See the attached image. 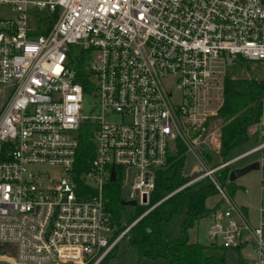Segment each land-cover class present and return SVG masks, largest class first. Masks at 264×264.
Masks as SVG:
<instances>
[{
  "label": "built area",
  "instance_id": "2783aa9c",
  "mask_svg": "<svg viewBox=\"0 0 264 264\" xmlns=\"http://www.w3.org/2000/svg\"><path fill=\"white\" fill-rule=\"evenodd\" d=\"M2 7L0 264H103L130 228L121 230L108 206L111 183L121 192L130 185L123 200L148 206L144 216L158 204V172L180 145L203 171L180 189L204 178L217 189L213 244L264 264V156L257 224L215 173L264 151V141L216 169L201 152L224 102L227 66L264 61V0H0ZM87 93L92 114L83 112ZM261 121L264 136V114ZM86 124L93 151L78 171ZM211 140L220 149L219 131Z\"/></svg>",
  "mask_w": 264,
  "mask_h": 264
},
{
  "label": "trees",
  "instance_id": "16d2710c",
  "mask_svg": "<svg viewBox=\"0 0 264 264\" xmlns=\"http://www.w3.org/2000/svg\"><path fill=\"white\" fill-rule=\"evenodd\" d=\"M82 67L86 69L87 63L82 62ZM260 69L262 79L238 78L233 77L232 73L225 77L224 102L217 115L220 118L218 121L221 133L220 149L215 152L205 145L201 147L204 159L210 164L216 165L231 159V151L249 139L250 128L261 120L264 114V65H261ZM87 80H83L85 87L88 86ZM92 138L93 131L89 124L84 125L77 152L78 171L86 167L92 156ZM186 158V149L180 145L176 154L170 156L168 166L158 172L153 192V203L158 204L144 216L142 215L147 207L123 205L121 187L118 182L111 183L107 194L108 206L114 212L121 230L130 227L126 241L137 249L140 259L145 257L159 259L161 264H230L228 256L232 252L237 254L239 264H248L241 250L190 241L188 229L197 221L210 217L219 205L209 206L207 203L210 197L218 193L208 179L180 189L195 177L185 173ZM217 158L221 161L218 162ZM230 171V167L224 168L217 176L234 196L239 186L229 180ZM175 214L185 215L183 236L168 241L163 236V225ZM116 252L117 248L110 256H115ZM106 261L103 264H106Z\"/></svg>",
  "mask_w": 264,
  "mask_h": 264
},
{
  "label": "rangeland",
  "instance_id": "374dc122",
  "mask_svg": "<svg viewBox=\"0 0 264 264\" xmlns=\"http://www.w3.org/2000/svg\"><path fill=\"white\" fill-rule=\"evenodd\" d=\"M9 9L6 7L0 8V13H6ZM261 65L260 62H254L249 61L246 59H242L240 61H237L234 64H230L227 66V71L229 74H233V77L238 78H258L262 79L263 74L261 72ZM7 96L4 97L3 94L0 93V112L3 108V106L6 104ZM95 99L93 96L89 93L85 95L84 99V109L83 112L85 114H92L96 112V109L94 108ZM221 103V99L213 103L212 108H216ZM263 107H264V99H263ZM220 118L218 116L212 118L211 123L208 126L207 131L205 132L203 136L204 142L203 145L211 148L213 151H218L219 148H216L214 144L212 143V137L216 135V131L220 132V128L218 127V121ZM262 130V121L260 120L258 123L254 124L250 128V135L249 139L235 147L231 153L230 156L235 157L243 152H246L260 143L264 141V136L261 133ZM215 132V135H213ZM213 133V134H212ZM212 134L213 136H211ZM263 156L264 151H257L249 156L243 158L242 160L234 163L230 169L238 168L241 166L248 165L253 162H259V168L253 169L246 174L242 175L238 179H236L234 182L239 186L236 194L234 195L236 202L239 205L245 206L248 210L249 217L252 220L254 224L258 223V208L262 204V165H263ZM217 161L220 162V158H217ZM227 161V160H226ZM207 162V166L212 169H216L220 167V165L225 162L221 161L220 163L213 165L210 164V162ZM201 163L198 157L193 152H188L187 158H186V164H185V173L194 175L195 177L199 176L203 171L201 170ZM227 168V167H226ZM44 170L51 172L53 175L59 176L60 169L54 168L50 166L43 167ZM224 168H220L216 170V175L221 172ZM194 177V178H195ZM207 179V178H204ZM203 180V179H201ZM200 181V180H199ZM197 183V181L195 182ZM194 184V183H193ZM130 191V185H125L122 188V196L128 197ZM209 206H214L215 204H220L218 195H214L210 197L207 201ZM146 207V206H144ZM149 209L147 206L146 211ZM145 211V212H146ZM144 212V213H145ZM143 213V214H144ZM185 219L184 214H175L171 220L167 221L163 225V236L166 240H175L177 238H180L183 236V222ZM210 226H211V220L209 217L203 218L199 221H197L192 227L188 229V237L190 241L193 242H201L206 244H213L214 241L211 238L210 235ZM9 250L10 249H7ZM0 252H3V250H0ZM249 259H251V255L248 256ZM106 264H161V260H154L151 258H142L140 259L138 256L137 249L135 247H132L128 244L125 239L119 244L117 247L116 255L111 257L109 256L108 259H106ZM228 261L230 264H239L238 263V256L235 252H232L228 256ZM248 262V260H247Z\"/></svg>",
  "mask_w": 264,
  "mask_h": 264
},
{
  "label": "water",
  "instance_id": "95a60500",
  "mask_svg": "<svg viewBox=\"0 0 264 264\" xmlns=\"http://www.w3.org/2000/svg\"><path fill=\"white\" fill-rule=\"evenodd\" d=\"M259 162H253V163H250L248 165H245V166H241V167H238V168H234L230 171V174H229V180L230 181H235L236 179H238L239 177H241L242 175L246 174L247 172L253 170V169H258L259 168ZM112 179L115 180V172L113 171V174H112ZM123 205H126V206H135L137 205V202L132 200V201H128V200H123Z\"/></svg>",
  "mask_w": 264,
  "mask_h": 264
}]
</instances>
